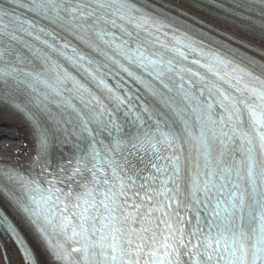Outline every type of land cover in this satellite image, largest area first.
Returning a JSON list of instances; mask_svg holds the SVG:
<instances>
[{
	"label": "snow or ice",
	"instance_id": "snow-or-ice-1",
	"mask_svg": "<svg viewBox=\"0 0 264 264\" xmlns=\"http://www.w3.org/2000/svg\"><path fill=\"white\" fill-rule=\"evenodd\" d=\"M12 117L0 264H264V0H0Z\"/></svg>",
	"mask_w": 264,
	"mask_h": 264
},
{
	"label": "bare ground",
	"instance_id": "bare-ground-1",
	"mask_svg": "<svg viewBox=\"0 0 264 264\" xmlns=\"http://www.w3.org/2000/svg\"><path fill=\"white\" fill-rule=\"evenodd\" d=\"M0 128H4V129L8 130L9 133H13V134H11L13 136H15L18 132L15 129V127H13V126L5 127L4 123H0ZM8 137H9V135H6L4 140H0V147H3V145H5L6 143H9V145H11V149H10L7 157H10V156L14 157L12 155V153H15L17 151V149L20 148L21 142L19 141V138L18 139H9ZM15 140H17V141H15Z\"/></svg>",
	"mask_w": 264,
	"mask_h": 264
}]
</instances>
